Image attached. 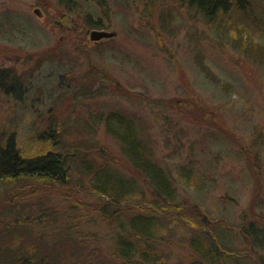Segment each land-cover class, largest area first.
Returning a JSON list of instances; mask_svg holds the SVG:
<instances>
[{
    "label": "rangeland",
    "instance_id": "1",
    "mask_svg": "<svg viewBox=\"0 0 264 264\" xmlns=\"http://www.w3.org/2000/svg\"><path fill=\"white\" fill-rule=\"evenodd\" d=\"M228 1L221 29L187 0H0V137L56 128L74 156L73 185L30 196L33 210L52 215L26 234L43 241L42 255L53 252L55 264H133L114 244L131 214L113 213L89 193L84 159L135 175L145 190L130 203L153 201L106 131L104 119L117 112L137 124L171 177L181 216L191 219L172 210L176 222L159 224L160 234L132 237L133 261L151 259L149 251L166 264H189L197 256L190 236L213 229L226 230L224 245L244 257L225 264H264V0ZM96 23L115 35L93 43ZM182 168L192 171L187 182ZM248 223L251 234H263L260 244Z\"/></svg>",
    "mask_w": 264,
    "mask_h": 264
},
{
    "label": "trees",
    "instance_id": "2",
    "mask_svg": "<svg viewBox=\"0 0 264 264\" xmlns=\"http://www.w3.org/2000/svg\"><path fill=\"white\" fill-rule=\"evenodd\" d=\"M187 1L195 5L199 12H203L210 23L214 21L215 25L221 29L226 26L217 18L220 13L230 8L228 0ZM94 25L102 26L98 23ZM0 74L3 75V71ZM15 81L18 82L17 78L13 77L12 85H10L11 90H13ZM5 89L7 90V88ZM104 125L106 131L119 141L121 154L137 171V176L140 174L142 180H145L147 184L146 187L150 189L149 192H153V201L146 197L139 204L136 201L130 203V198L134 193L144 195L145 189L139 188L138 178L135 175L125 176L114 168L106 166L95 168L84 157L86 169L92 176L89 193L94 194L97 200L104 203L105 206L111 207V212L115 213L125 207L131 214V218L126 221L127 227L119 225L123 234L119 233L114 239L116 255L122 261L133 264H166L164 260H160L164 255L157 252L151 254L149 251L146 253L151 259L140 258L137 260L139 263H135L133 260H136L137 255L135 253L136 242H133L132 237L144 240L152 238L155 232V236L160 234L161 232L157 229L159 224L176 222L170 218L172 210L177 213V216H173L177 220L180 218L188 223V220L191 219H188L185 214L184 217L181 216V205L175 198L176 189L171 177L166 169L153 158L151 145L141 138L139 128L133 119L121 113L110 112L104 119ZM26 130V134L18 137L17 141L13 137V131L0 137V264H55L53 252L42 255L40 245L43 244V241L41 239L35 240L34 243L26 238V234L31 232V225L44 227L43 218L52 217L45 206L43 209L38 206L36 210H33L30 196L32 191L39 187H46L45 191H60L61 186L73 185L70 171L74 167L72 164L74 156L71 155V152L68 153L67 148L61 144L58 129L51 128L40 132L27 126ZM84 159L81 157L80 161L82 162ZM191 172V169L182 168L180 176L184 182L189 181ZM136 205L142 208L139 211L146 210L145 213L135 210ZM118 218L117 215H114V219L119 222ZM246 226L248 231L246 233L251 234L249 231L254 229V225L248 223ZM192 228L196 230L200 226L194 225ZM200 231L205 232L207 236L202 238L200 234H194L188 239L189 245L197 254L189 264H225L244 258L239 257L235 251L224 245L225 241L221 237H224L225 233L227 234L226 230L219 233V236L214 234L213 229H210L211 235L209 236L206 229ZM66 233L59 231L55 234L65 236ZM66 236L68 241H73L69 234ZM251 236L254 238V244L261 243V239H259L263 237L261 232L255 230ZM23 237L25 240L21 241ZM55 240L58 241L57 238ZM45 249L49 250L47 247Z\"/></svg>",
    "mask_w": 264,
    "mask_h": 264
},
{
    "label": "water",
    "instance_id": "3",
    "mask_svg": "<svg viewBox=\"0 0 264 264\" xmlns=\"http://www.w3.org/2000/svg\"><path fill=\"white\" fill-rule=\"evenodd\" d=\"M37 11V10H36ZM39 14V13H38ZM115 35L114 31H109V30H101L94 28L93 30L90 31L89 33V39L91 40H100L105 37H112Z\"/></svg>",
    "mask_w": 264,
    "mask_h": 264
},
{
    "label": "flooded vegetation",
    "instance_id": "4",
    "mask_svg": "<svg viewBox=\"0 0 264 264\" xmlns=\"http://www.w3.org/2000/svg\"><path fill=\"white\" fill-rule=\"evenodd\" d=\"M75 24L77 25L76 22H74L73 18H72V25L75 26Z\"/></svg>",
    "mask_w": 264,
    "mask_h": 264
}]
</instances>
